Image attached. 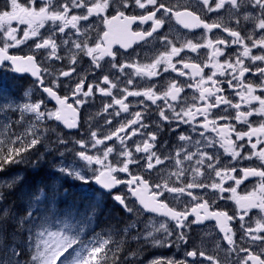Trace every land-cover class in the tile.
<instances>
[{"label": "snow or ice", "instance_id": "1", "mask_svg": "<svg viewBox=\"0 0 264 264\" xmlns=\"http://www.w3.org/2000/svg\"><path fill=\"white\" fill-rule=\"evenodd\" d=\"M136 9L141 13L135 14ZM208 13L216 14L212 22H208ZM173 20L184 29L203 32L195 39L171 36ZM149 23L146 30L139 28ZM48 24L52 27L45 29ZM134 25L138 30H133ZM166 27L168 31H162ZM225 33L227 38L222 35ZM155 43L163 45L165 51L150 63H140V52L127 51L134 44L143 47ZM22 45L27 48L25 54L10 53V49ZM62 45L64 55L60 54ZM114 45L125 51L114 50ZM233 46L235 50L228 51ZM201 49L207 50L206 59L200 57ZM188 52L197 56L181 57V53L187 56ZM85 57L89 58V67L78 73L76 65L83 64ZM106 57L110 58L109 74L86 83L90 71L104 70L101 61ZM174 58L178 59L174 62ZM54 60H67V70L48 63ZM0 67L35 78L34 84L23 90L21 99L31 97L32 88L38 85L49 100L55 101L52 109L43 99L17 102L13 96L17 85L8 83L6 77L0 79V114L7 117L19 113L15 120L6 118L0 123V264H145L139 254L144 251L141 241L155 246L187 245L192 227L207 220L215 221L226 248L221 249L216 242V255L200 246L186 250L182 260L157 256L147 264H264V0H0ZM205 69H210V74L206 75ZM169 70L188 80L180 83L171 79L141 89L128 87L134 84L133 77L152 80ZM246 74L255 79L249 80ZM121 76L126 80L121 81ZM46 77H51L47 83ZM60 77L69 79L63 85L67 92L63 96L59 94L63 83ZM119 83L125 86L121 88ZM225 85L238 100L234 102L225 95ZM186 88L198 93L191 97V103L187 96L182 100ZM96 93L111 101H103L96 113L107 114L101 116L103 124L93 115H87L81 123V109ZM129 97L140 98L137 103L143 106L141 110L130 111ZM149 101L156 105L158 116L151 127L146 122L153 116ZM242 106L246 110H241ZM122 113L130 118L113 127L114 119ZM252 117L257 120L253 122ZM44 121L58 124L41 128ZM60 125L68 132L60 130ZM181 125H188L191 133H196L198 127L204 129L198 133L204 140L195 143L203 144L205 149L219 144L228 159L222 160L219 152L210 153L200 147L195 153L177 147L174 155L169 154L172 146L162 139L166 132L178 141L192 142V136ZM237 125L247 130H237ZM81 128L82 138L72 135L71 130L79 134ZM206 132L215 133V137L206 136ZM137 136L142 139L134 140ZM114 140L119 147L115 142L106 144ZM46 141L55 144L60 157L71 152L85 163L77 167L61 161L52 165L53 171L45 172L42 162L52 153ZM76 145L81 150L77 151ZM89 148L97 153L89 154ZM194 158L195 164L185 167V161ZM165 161H174L173 170L166 172L158 167ZM242 161L257 163L242 167ZM20 165L30 168L34 176L31 183L18 171L9 176ZM93 165L98 167H90ZM120 173L129 178H119ZM189 174L192 179L185 183ZM205 175L211 182H198L197 178ZM252 177L260 182L245 195H238L237 188ZM69 178L81 183L68 184ZM228 180L234 185L225 187ZM118 186L127 191H119ZM73 187L78 190L72 191ZM194 189L203 191L194 194ZM226 192L232 195L225 197ZM13 194L22 210L8 203ZM185 196L189 198L186 201L182 199ZM108 198L130 219L122 227L102 233L93 230L91 237L83 238L84 226L104 213ZM223 199L234 201L231 214L217 206V200ZM41 204L53 214L57 205L64 204L70 207L69 216L75 209L80 219L75 226L64 223L63 228L52 231L46 226L51 224V217L40 215ZM253 210L260 214L254 221L250 216ZM145 213L166 219L142 220ZM133 243L139 247L133 248ZM220 251L224 252L223 260Z\"/></svg>", "mask_w": 264, "mask_h": 264}, {"label": "flooded vegetation", "instance_id": "2", "mask_svg": "<svg viewBox=\"0 0 264 264\" xmlns=\"http://www.w3.org/2000/svg\"><path fill=\"white\" fill-rule=\"evenodd\" d=\"M21 2H23V0H21ZM173 2H176V0H173ZM180 2H183V0H180ZM141 11L142 10L136 9L135 10V14H140ZM113 14L114 13L109 12V15H113ZM207 18H208V22H212V20H214L216 18V14L208 13L207 14ZM97 23H99V19L98 18H97ZM242 23H247V22H242ZM14 26H15V24H14ZM149 26H150V23L146 24V25H140L139 28H143V29L146 30ZM21 27H23V26H21ZM51 27H52L51 24H48V25L45 26V29H48V28H51ZM45 29H41V32L43 34L47 35V32H46ZM99 30H101V31L103 30V25L102 24L100 25V29ZM133 30H138V27L136 25H134L133 26ZM67 31L68 30L66 29V32ZM162 31H168V28L166 27ZM202 32H203L202 29H196V30H193V31H189L188 29H184L181 25L176 23L174 20L171 22V33H170L171 36H176L177 34H179L182 37H186V38H189V39H195V37L200 36L202 34ZM213 32L217 33L218 30H213ZM21 35H22V33H21ZM222 35L225 38H227V34L226 33L222 34ZM29 43H31V41ZM57 43L58 44L60 43L59 37L57 38ZM141 44H142V42H141ZM141 44H134L133 48L127 50L128 53L140 52L141 55L139 57H137V59L140 61V63H150L151 60L154 59L155 56L159 54V52L165 51L164 46L159 44V43L143 45V47L141 46ZM177 46H179V44ZM113 47H114V50L119 49L120 52H124L125 51L124 49H120L119 45H114ZM234 50H235V46H233V48L229 49L228 51H234ZM9 51H10L11 54H14V55H23V54H25L27 52V48L22 45V46H20V48L10 49ZM206 51L207 50H205V49H201L200 50L199 55H200V57L202 59H206ZM145 52H147V58L144 57V53ZM60 54L64 55V46L63 45L61 46ZM254 54H255V50H254ZM196 56H197L196 53L188 52L187 56H186L185 53H181V57H185V58H187V57L195 58ZM109 59L110 58L106 57L105 61H101V64H102L104 70L95 69L94 71H90L88 73V77L89 78L86 81V83H91L93 80L98 81L104 74H109L107 72V69L109 67L107 61ZM175 59H178V58H174V62H175ZM196 62H200V60H197ZM48 63L50 65H52L54 68H56V69L67 70V67H68L67 60H62V61H55L54 60V61H49ZM246 63H247V61H246ZM76 67H77V72L78 73H82V70L84 68H88L89 67V58L85 57L84 61H83V64L78 63L76 65ZM177 67H181V65H177ZM117 71L118 70H116V69L112 70V72H117ZM125 71L130 73L132 70L131 69H126ZM22 74L23 75H18L16 73L11 72L10 69H5L3 67H0V79H3V78L6 77L8 83H13L14 82L17 85V87L13 90V96L16 98L17 102H25L28 99H31L34 102L37 99H43L45 101V104L47 105V108H49V109L54 108L55 103L52 100H49V98H47L45 93H43V91L41 89H39L38 85H35V87L32 88L33 95L31 97H26V98L21 99V94H22L23 90L25 88H28L29 86H32L34 84V81H35V78L32 77L29 73H22ZM205 74L206 75L210 74V69H205ZM246 75L248 76L249 80H254L255 79L254 77H252V76H250L248 74H246ZM110 78H113V77L110 75ZM126 78L127 77H125V76H121V81L126 80ZM50 79H51V77H46V83ZM171 79H177L178 82L183 83L184 81L188 80V77L178 76L177 73L172 72L171 70H169L167 73H163L162 76L155 77L152 80H148L146 78L142 79L140 77H133L134 84L130 85L128 87L130 89L133 88V87L136 88V89H141V88H144V87H148V86H150L153 83H157V84L167 83ZM218 79L222 80L223 77H218ZM60 80L63 83H62L61 89L59 90V94L61 96H63V95L67 94V92L64 90L63 85L68 84L69 83V79L68 78H64V77H60ZM118 86L122 88L125 85H124V83H119ZM157 90L158 91H163L162 88H158ZM257 94H259V93H257ZM194 95H198V93L195 92V90H193V89H187L186 88L185 92L181 94V97H182V100H183V97H185V96L189 97L188 103H191L192 102L191 101V97L194 96ZM225 95L229 96V98H232L234 102L239 99L238 97H235L230 90L227 89L226 85H225ZM128 99H129V102L132 105V107L130 108V111H139V110H141V108L143 106L139 105L137 103V101L140 98L129 97ZM103 101L111 102L109 97H101V95L99 93H96L95 97L89 98L88 105H86L84 108L81 109V123H83V120H84V118L87 115H93L95 117V120H97L101 124H103V120L101 119V116H106L107 114L106 113H101V116H96V113L99 112L101 107H102V102ZM69 103H72V99L69 100ZM147 103L150 105L151 109L153 110V116L150 119H146V122L149 123V125L151 127L152 120L158 119V116L155 114L156 105H151L150 101L147 102ZM157 104L163 106V102L162 101H157ZM241 110H246V107L242 106ZM111 111H112V109H109V112H111ZM232 114L233 115L235 114L234 111H233ZM18 115H19V113H15V114L9 113L7 115V117H5L3 114H0V118L2 119V122H4L6 118L8 120H15L18 117ZM26 115L30 116L31 114H26ZM126 118H130L129 114L122 113L121 117H117V118L114 119L113 127L117 126V122L118 121H120L122 119H126ZM250 119L253 122H255L257 120L256 117H252ZM57 124H58V122H54V121H44V122H42L40 127L41 128H43V127H51V126H56ZM166 125H167V122H165V126ZM174 126L175 125L173 124V127ZM59 129L63 130L65 133L68 132V130L63 129L62 125L59 126ZM181 129L185 130L186 134H190L192 136V142L188 143V142L178 141L174 134L166 132L165 134H163L162 139H167L169 141V145L172 146L171 149H170L169 154L174 155L177 147H184L186 149V151H191L193 153H195L197 151V148L200 147L201 150H206V151H209L210 153L219 152L221 154L222 160H227L228 159V157L223 155V149H221L219 147V144H215L212 148L205 149L203 147V144L198 146L195 143L196 140H201V141L204 140V137H201V136L198 135V133L201 132V131H204V129L198 127L196 133H191L190 130H189V126L188 125H181ZM13 130H17V129L14 128ZM237 130L246 131L247 128L244 127V126H241V125H237ZM71 132H72V135L77 136V138H82L83 137V133H84V128H81V132L79 134L76 132V130H71ZM205 135L208 136V137H215V133H211V132H206ZM232 138L235 139V136L233 135ZM54 139L55 138L52 137L53 141H54ZM141 139L142 138L139 137V136L134 137V140H141ZM253 140H255V138H253ZM114 142H115L116 146L119 147L118 141H115V140L114 141H108V142H106V144H111V143H114ZM45 143L46 144H50V147L52 149V153L50 155L55 156L56 159H58L59 161H67L70 164H74L77 167H79V166H81V165H83L85 163L84 161H81L78 158H76L74 156V154L71 153V152L66 153L64 157H60L58 152L56 151V146H55L54 143H51L49 141H46ZM69 147H72V145H69ZM103 147L104 146H100L101 149ZM41 148L44 149L43 147H41ZM75 149L77 151L81 150L79 145H76ZM60 151H64V149L61 147ZM88 152H89V154H96L97 150L89 148ZM110 159H113V157H110ZM190 163L191 164H195V158L193 159L192 162L185 161V167H189ZM256 163L257 162H255V161H252V162L242 161L240 166H242V167H248L250 165L251 166H255ZM90 167H98V166L93 165V166H90ZM158 167H164L166 169V172L167 171H171L174 168V161H172V162L165 161V165L164 166H158ZM166 172H165V174H166ZM88 174L91 175V171L90 170H89ZM134 174H135V170H134ZM11 175H12V172L9 173V176H11ZM155 175H156V173L154 172L153 173V177H155ZM119 178L128 179L129 177L125 173H120L119 174ZM191 179H192V177L189 174V175H187V177H186L184 182L186 183L188 180H191ZM197 179H198V182H209V183L211 182V180L207 177V175H205L204 177H198ZM216 179L218 181V178H216ZM259 182L260 181H259L258 178H255V177L249 178L248 180L244 181L237 188V194L241 195V196L245 195L247 192L251 191ZM233 185H234V182L231 181V180H228V181L225 182L224 186L225 187H231ZM176 186H179L178 182H177ZM118 190L122 191V192H126L127 191L126 187H124V186H119ZM193 191H194V194H200V193H202L203 190L194 189ZM223 195L225 197H229L232 194L230 192H226ZM9 197H10L9 199H11V201H12V200L16 199L17 195L13 194V195H11ZM169 199H171V198L169 197ZM182 199L186 201L189 198L185 196V197H182ZM170 206H172V205L170 204ZM176 206L178 208L182 207V205H176ZM217 206L219 208H221V209L229 210L230 214H231V210L235 207V204H234V201H232L230 199H223V200H217ZM259 215L260 214H259L258 210H253L250 213V216H251L253 221L256 218H258ZM151 216L152 215H146L145 214L141 218L143 220L151 218V219H153V220H155L157 222H162V221H164L166 219L165 217H160V216H156V215H154L152 217ZM245 219L247 221L248 217H246ZM169 223L171 224L172 222H169ZM157 226H158V224H157ZM236 226L237 225H234V227H236ZM156 235L159 237L161 234L158 233ZM188 235H189V241H188L187 245H183V244L178 245V246L177 245H173L172 247L156 246V248H157V252H156L157 256L173 258L175 260H182V259L185 258V255H184L185 251L186 250H190L193 247L203 246L208 254L216 255V252L213 250L215 248L216 242H219V244L221 246V249H224L227 246V242L222 240L223 234L219 232V229L216 226L214 220H207L202 225H194L192 227V230L188 233ZM238 235H239V233H238ZM241 255H243V254H241ZM219 258L221 260L224 259V252L223 251H220ZM188 259H189V261L192 260V258H188ZM204 264H207V262L205 261Z\"/></svg>", "mask_w": 264, "mask_h": 264}, {"label": "trees", "instance_id": "3", "mask_svg": "<svg viewBox=\"0 0 264 264\" xmlns=\"http://www.w3.org/2000/svg\"><path fill=\"white\" fill-rule=\"evenodd\" d=\"M26 169H27L26 166L20 165L19 169H17V171H22L24 176L27 175L28 181H29V183H31L34 176L32 174H30V172H28ZM45 172H51V171L45 170ZM57 183H59V181H57ZM80 183L81 182H79V181H74L71 179L68 180V184H71V185H78ZM68 184H66L65 186L67 187ZM71 190L77 191L78 189L73 187ZM71 199H72L71 197L68 198L69 205L71 204ZM13 202L10 199H8L9 204H14V206L17 209L22 210L21 203H20V201H18V197ZM51 207L52 206L50 205L49 208H51ZM56 211L57 212H55V214H53L51 212H47V215L49 217H51V219L52 218L53 219H59L62 222L70 223L74 226L76 224V221L80 219V217L76 215L75 209H71V216H69L68 213L70 211V207H66L64 204L57 205ZM59 212H61V213H59ZM73 216H75L76 219H72ZM125 220H126V218H125L123 212L121 211V209L119 207L115 206L113 202L111 203L110 201L106 200V207H105L104 213L101 216H99V218L97 220L93 221L92 224L84 226L85 230L87 232L91 233V234H87L86 238L91 237L93 235V230L96 233H102V232L108 231L110 229H115L118 225L120 227H122L123 224L125 223ZM132 247L135 248L134 246H132Z\"/></svg>", "mask_w": 264, "mask_h": 264}, {"label": "rangeland", "instance_id": "4", "mask_svg": "<svg viewBox=\"0 0 264 264\" xmlns=\"http://www.w3.org/2000/svg\"><path fill=\"white\" fill-rule=\"evenodd\" d=\"M0 131H2V130L0 129ZM46 226L49 227V225H46ZM59 228H63V225L61 224L59 227H53V226H51V227H50V230H52V231H56V230H58Z\"/></svg>", "mask_w": 264, "mask_h": 264}, {"label": "bare ground", "instance_id": "5", "mask_svg": "<svg viewBox=\"0 0 264 264\" xmlns=\"http://www.w3.org/2000/svg\"><path fill=\"white\" fill-rule=\"evenodd\" d=\"M97 109V108H96ZM19 201V200H18ZM14 203V202H13ZM19 203V202H18ZM50 206V205H49ZM57 212V211H56ZM62 212V211H61ZM61 212H59V213H61Z\"/></svg>", "mask_w": 264, "mask_h": 264}]
</instances>
